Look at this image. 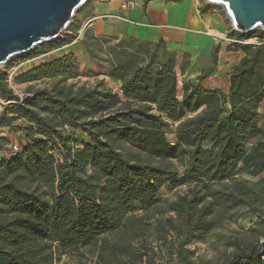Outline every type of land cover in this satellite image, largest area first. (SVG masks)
I'll return each instance as SVG.
<instances>
[{"label":"trees","instance_id":"1","mask_svg":"<svg viewBox=\"0 0 264 264\" xmlns=\"http://www.w3.org/2000/svg\"><path fill=\"white\" fill-rule=\"evenodd\" d=\"M67 30L51 48L76 40L80 27ZM252 38L258 45L228 48L244 56L227 93L199 87L218 47L213 67L179 90L175 54L162 40L87 32V55L120 82L119 94L75 81L85 75L71 53L15 77L16 85H44L21 96L0 73V128L22 122L26 142L0 159V264H55L90 248L93 264H154L151 240L192 264L186 247L246 215L257 218L248 232L259 236L230 242L222 264H264V32ZM165 186L186 190L161 200Z\"/></svg>","mask_w":264,"mask_h":264},{"label":"crops","instance_id":"2","mask_svg":"<svg viewBox=\"0 0 264 264\" xmlns=\"http://www.w3.org/2000/svg\"><path fill=\"white\" fill-rule=\"evenodd\" d=\"M133 1V7L128 6L127 0H94L89 3L79 16V22L74 25L80 27L82 35L70 45L62 47L60 55H49L58 50L54 49L48 53L42 52V56L38 55L27 61L29 66L23 68L20 73L71 53L80 57L85 67L96 75H108L107 68L91 60L86 53L81 40L87 32L94 38L130 37L150 43L162 40L166 48L175 54L174 71L179 90L182 82L196 84L197 77L213 67L212 50L218 47L214 71L199 83V87L227 93L228 76L244 55L240 51L228 49L233 43L243 42H237L228 36L235 31L232 30L222 10L197 0ZM183 62H187V66L181 75L180 67ZM27 64L24 63L23 66ZM114 82L120 87V82ZM259 114L261 117L264 116V99L259 105ZM14 140L11 128H0L1 152H6L5 148L10 147V142ZM1 155L2 153L0 157Z\"/></svg>","mask_w":264,"mask_h":264},{"label":"rangeland","instance_id":"3","mask_svg":"<svg viewBox=\"0 0 264 264\" xmlns=\"http://www.w3.org/2000/svg\"><path fill=\"white\" fill-rule=\"evenodd\" d=\"M93 1L94 0H89L82 8H80L75 13L69 24L71 27L79 22L78 20L79 16L82 15L84 8L87 7L88 4ZM197 1L202 3L201 0H197ZM217 8L219 10H222L220 7ZM221 12H223V10ZM70 33L66 29L53 42L40 46L31 53H29L28 55L18 59H14L7 65L1 66L0 73L7 74L9 88L12 89L15 94L19 96L22 95L27 85H21V86L16 85L13 83V79L17 77L19 74H21L20 72L23 68L29 66V64H27V61L32 60L34 57L38 55H41L42 52L48 53L53 51L54 49L51 48V46H53L58 39L62 38L64 34H70ZM249 37L243 41L242 43L243 45H258V41L256 38L249 39ZM83 40L84 39H82L81 41ZM61 53H62V48H59L56 51V53H51L49 55L55 56V55H60ZM75 57L79 64L80 72L82 71L81 73L85 75V77H79L75 81H78L79 83H87L88 85H93L96 82L101 81L106 88L119 94V87H117V83L112 81L107 74L96 75L95 73L91 72V70H89L88 67H85L84 61L80 57L77 56ZM24 63H26L27 65L23 66ZM31 86L35 88L44 87V85L41 83H35V84L33 83L31 84ZM3 105H4L3 102L0 103V109H2ZM21 124L22 122L20 121L16 122L11 128L15 140L13 142H10L11 143L10 147L5 148L6 152H1L0 150V153H2L0 159L3 158L7 159L9 157L15 156L17 152L21 149V147L25 145L26 142L23 139L21 133L18 131L19 130L18 128L21 126ZM73 134L78 143L86 140L84 135L80 132H73ZM10 136L12 137V135ZM166 138L168 141L173 140L172 129H169L166 132ZM13 147L16 148V151L12 150ZM240 177L250 181L257 180V179H251L244 175H241ZM185 190H186L185 187L177 188L175 190L167 186L162 187L160 191L159 199L173 200L177 195H181L182 193H184ZM256 221L257 218L255 216L252 215L243 216L237 221L236 224L227 223L222 228L215 230L210 235H208L203 242L190 244L188 247H186V250H189L190 252L189 255L190 261L192 262V264H222L225 258L232 252V249L229 247L230 242H233L235 240L239 242H246L249 240H253L256 236H259L260 231H258L259 233H255V234L248 232V230L255 227ZM263 231L264 229L262 230V232ZM149 242H151L150 245L153 246L154 248V255H153L154 264H179V258L176 255H170L168 243H156L152 240L148 241V243ZM91 252H92V248L82 250L81 254H65L55 264H93L95 258L93 254H91Z\"/></svg>","mask_w":264,"mask_h":264},{"label":"water","instance_id":"4","mask_svg":"<svg viewBox=\"0 0 264 264\" xmlns=\"http://www.w3.org/2000/svg\"><path fill=\"white\" fill-rule=\"evenodd\" d=\"M89 0H0V67L56 40ZM220 7L233 31L264 32V0H201Z\"/></svg>","mask_w":264,"mask_h":264},{"label":"built area","instance_id":"5","mask_svg":"<svg viewBox=\"0 0 264 264\" xmlns=\"http://www.w3.org/2000/svg\"><path fill=\"white\" fill-rule=\"evenodd\" d=\"M127 4L129 7H133L134 6V1L133 0H127ZM82 35V30L80 29L78 32H77V37L76 39H78L80 36ZM21 96V95H20ZM0 103H2V101H0ZM13 151H16V148L13 147L12 149ZM262 261L264 262V257L262 258Z\"/></svg>","mask_w":264,"mask_h":264}]
</instances>
